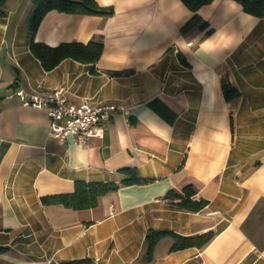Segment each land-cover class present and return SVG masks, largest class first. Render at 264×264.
Listing matches in <instances>:
<instances>
[{
    "label": "crops",
    "instance_id": "1",
    "mask_svg": "<svg viewBox=\"0 0 264 264\" xmlns=\"http://www.w3.org/2000/svg\"><path fill=\"white\" fill-rule=\"evenodd\" d=\"M108 15L50 10L34 34L32 0H6L0 18V264H264V16L213 0L193 16L180 0H95ZM102 44L94 63L66 58L44 70L30 43ZM238 96L226 101L221 81ZM63 89L69 104L117 106L103 135L85 145L50 136L27 94ZM143 182L120 185L95 207L42 205L77 181L119 184V169ZM191 184L199 212L167 197ZM213 233L204 248L170 251L151 231Z\"/></svg>",
    "mask_w": 264,
    "mask_h": 264
},
{
    "label": "trees",
    "instance_id": "2",
    "mask_svg": "<svg viewBox=\"0 0 264 264\" xmlns=\"http://www.w3.org/2000/svg\"><path fill=\"white\" fill-rule=\"evenodd\" d=\"M180 1L193 13V16L180 28V31L186 32L197 25L204 27L205 23H202L196 12L202 6L210 4L213 0ZM234 1L241 5L245 13L254 17L264 16V0ZM5 2L6 0H0V18L5 15ZM32 5L33 10L29 19V29L32 34H34L44 14L50 10L87 15H108L111 13L110 10L99 7L95 0H32ZM30 52L40 61L44 70L48 71L66 58L80 63L94 64L102 53V44L94 41L87 44L64 43L52 48L31 41ZM221 82L226 101H231L238 96L237 89L227 79L223 78ZM117 173L124 176V179L119 184L114 181H77L74 184V191L72 193L43 196L41 197V203L42 205L59 204L72 210L93 208L101 196L114 192L120 185H132L145 181L138 177L137 171L134 168L119 169ZM167 197L177 208L188 212H199L207 205L206 200L197 198L196 190L191 184L185 185L179 192L170 191ZM165 236H169L172 239L170 251H176L189 247L204 248L212 240L214 235L212 232H208L196 236H181L170 231L151 230L145 237V252L148 260H151L157 242ZM61 264H92V261L89 258H81Z\"/></svg>",
    "mask_w": 264,
    "mask_h": 264
},
{
    "label": "built area",
    "instance_id": "3",
    "mask_svg": "<svg viewBox=\"0 0 264 264\" xmlns=\"http://www.w3.org/2000/svg\"><path fill=\"white\" fill-rule=\"evenodd\" d=\"M15 95L22 107L45 112L50 120L51 137L59 140L70 139L78 145H85L92 138L102 137L105 124L111 120L117 109L114 104H93L88 99H82L78 104H69L61 88L32 94L20 89Z\"/></svg>",
    "mask_w": 264,
    "mask_h": 264
}]
</instances>
